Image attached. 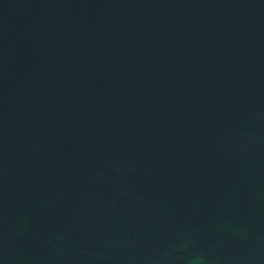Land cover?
Segmentation results:
<instances>
[{"label":"water","instance_id":"obj_1","mask_svg":"<svg viewBox=\"0 0 264 264\" xmlns=\"http://www.w3.org/2000/svg\"><path fill=\"white\" fill-rule=\"evenodd\" d=\"M0 264H264V0H0Z\"/></svg>","mask_w":264,"mask_h":264}]
</instances>
